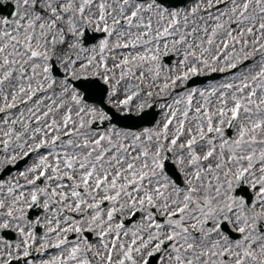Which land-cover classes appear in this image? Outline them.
Wrapping results in <instances>:
<instances>
[{"label": "snow or ice", "instance_id": "obj_1", "mask_svg": "<svg viewBox=\"0 0 264 264\" xmlns=\"http://www.w3.org/2000/svg\"><path fill=\"white\" fill-rule=\"evenodd\" d=\"M22 161L0 264H264V0H0V173Z\"/></svg>", "mask_w": 264, "mask_h": 264}, {"label": "flooded vegetation", "instance_id": "obj_2", "mask_svg": "<svg viewBox=\"0 0 264 264\" xmlns=\"http://www.w3.org/2000/svg\"><path fill=\"white\" fill-rule=\"evenodd\" d=\"M4 14L6 15L7 14V10L5 9V11H4ZM29 163L31 162V161H28ZM17 167H19L21 170L23 169V167H24V164H22V165H18V166H13V165H9L8 166V169L10 170L8 173H5L4 175H3V177H2V179H8V177L10 176V175H14L15 173H16V170H17ZM2 173H0V175H1ZM248 192H249V194H251V189L249 188L248 189ZM38 209H30L29 210V215L30 216H32V217H34L35 215H37L38 214ZM5 235H7V236H9L10 238L12 237V236H14V233H8V232H5ZM72 237L70 236V239H71ZM41 258H44V259H47L48 257H42V254H40V253H36L35 252V249H33V253H32V255L28 258V259H30V260H32L33 262H34V264H40V260H41ZM22 260H23V258H21V262H20V264H22ZM13 264H17V261H13ZM152 264H159V258L157 257V258H155L154 260H153V262H152Z\"/></svg>", "mask_w": 264, "mask_h": 264}, {"label": "water", "instance_id": "obj_3", "mask_svg": "<svg viewBox=\"0 0 264 264\" xmlns=\"http://www.w3.org/2000/svg\"><path fill=\"white\" fill-rule=\"evenodd\" d=\"M173 3H175V4H177L179 6L181 4H184L185 3V0H173ZM87 39H91V35L89 34V32H87V35L85 36V40H87ZM92 41L93 40H90L89 42H92ZM170 59H171V57H168L164 61L166 63H169ZM219 77H220V75H211L209 77H203V78L196 77V78L192 79L191 81H189L188 87L195 86V85H201V84L205 83L208 80H214V79H217ZM106 108H108V107H106ZM111 112H112V110H111ZM153 113L155 114V119H156V115L157 114H156V112H153ZM114 115L119 120L120 125H131V124H133V121L135 120L134 117H133V120H126V119H123L122 117L117 116L116 114H114ZM144 126H147V125H144ZM133 130H135V128ZM169 167H170V165H169Z\"/></svg>", "mask_w": 264, "mask_h": 264}, {"label": "rangeland", "instance_id": "obj_4", "mask_svg": "<svg viewBox=\"0 0 264 264\" xmlns=\"http://www.w3.org/2000/svg\"><path fill=\"white\" fill-rule=\"evenodd\" d=\"M91 31L93 32V30L91 29ZM99 40H97L96 42H94L93 44H90V45H87L88 47H91L93 46L94 44H98ZM161 51L163 52V48H161ZM164 57H168V56H164ZM175 60H176V57L175 56H172V60L170 61V64L169 65H173L175 63ZM163 63V62H162ZM164 64V63H163ZM165 67L169 66V65H166L164 64ZM206 75H209V74H205L203 76H206ZM223 78H220L218 81H214V82H207L205 83L204 85L200 86V87H197V88H200V89H209L212 87V86H218L219 82L222 80ZM105 102L108 106H110L115 112H116V109L114 107H112L111 104H109V102L107 101V97H105ZM152 110H158V109H152ZM117 113V112H116ZM119 114V113H118ZM160 117H158L157 120H159Z\"/></svg>", "mask_w": 264, "mask_h": 264}]
</instances>
